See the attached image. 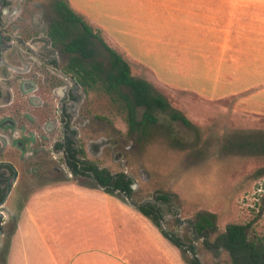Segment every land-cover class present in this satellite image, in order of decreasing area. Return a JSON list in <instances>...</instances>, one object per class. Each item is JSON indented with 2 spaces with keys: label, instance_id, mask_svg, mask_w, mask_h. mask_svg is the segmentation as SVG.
<instances>
[{
  "label": "rangeland",
  "instance_id": "rangeland-1",
  "mask_svg": "<svg viewBox=\"0 0 264 264\" xmlns=\"http://www.w3.org/2000/svg\"><path fill=\"white\" fill-rule=\"evenodd\" d=\"M94 1L92 4L80 0L75 9L85 12L87 7V16L95 24H119L114 16L123 17V12L125 24L135 23L129 22L128 9L124 6L127 0ZM142 2L137 8L138 15L144 19L146 7ZM152 16V20L158 18L155 14ZM255 18L253 16L248 24H254ZM100 52L101 61L106 65L107 53L104 49ZM133 73L139 77L138 71ZM257 91L253 89L243 95L209 101L169 89L163 96L170 108L164 112L155 111L156 123L136 133L128 131L121 97L104 90L99 92L105 134H110L113 125L118 128L123 155L120 163L105 159L104 164L111 171L120 170L137 183L132 192L136 203L149 200L157 193L167 196L169 205L163 208L166 213L163 227L181 238L185 245L192 244L201 264H232L226 251L212 245L228 225L254 220L248 239L256 243L264 240V93ZM141 114L142 110L138 109L137 118ZM175 114L184 116L188 124L173 119ZM114 195L125 201L121 195ZM44 197L36 205L40 204L53 218L57 215L60 218L47 222L46 228L51 232L48 240L55 244L53 238H66L68 243L65 250L57 246L56 252L51 248L59 257V251L63 254L61 264L81 261L88 246L81 244L80 233L88 232L89 240L98 242L100 237H93L97 229H103V243L112 251L110 235L114 233L118 250L115 248L111 254L115 264H187L191 257L188 253L182 254L149 218L139 217L119 200L118 207L110 204L109 218L106 211L109 206L103 207L101 201L82 203L70 193H46ZM65 197L75 204L71 214L81 209L80 205L76 206L77 202L85 206L84 213L82 210V214H86L84 220L75 222L76 218L69 217L68 222H64L67 212L57 207L53 209L54 204ZM100 208L102 214L97 220L92 214ZM200 214H212L215 219L214 231H208L204 239L207 244L191 231V222Z\"/></svg>",
  "mask_w": 264,
  "mask_h": 264
},
{
  "label": "flooded vegetation",
  "instance_id": "flooded-vegetation-1",
  "mask_svg": "<svg viewBox=\"0 0 264 264\" xmlns=\"http://www.w3.org/2000/svg\"><path fill=\"white\" fill-rule=\"evenodd\" d=\"M68 9L74 11L69 0H0V264L24 205L63 185L110 189L124 198L127 184L133 208L158 216L164 229L168 198L157 193L136 203L137 183L104 164L120 163L123 155L118 128L105 134L103 39L97 28L70 24Z\"/></svg>",
  "mask_w": 264,
  "mask_h": 264
},
{
  "label": "crops",
  "instance_id": "crops-1",
  "mask_svg": "<svg viewBox=\"0 0 264 264\" xmlns=\"http://www.w3.org/2000/svg\"><path fill=\"white\" fill-rule=\"evenodd\" d=\"M69 1L74 12L90 27L97 28L104 43L127 62L132 76L133 71H138L139 77H134L145 80L162 95L170 89L217 101L253 89L258 94L264 93V0H127L124 6L133 24H125L124 12L123 17L114 16L119 24H95L87 16V7L85 12L75 9L80 0ZM139 2H145L144 19L138 15ZM152 14L158 18L152 20ZM253 16L256 17L254 24H248ZM46 193L74 194L82 203L101 201L103 207L109 206L106 209L109 218L110 204L118 207L119 200L139 217L146 218L128 202L96 189L69 184L47 190L24 205L18 229L5 243L6 264H61L63 261L61 251L59 257L52 249L58 252V247L66 248V238H53L55 244H52L48 240L50 229L46 228L47 222L60 219L59 215L53 218L40 204L36 205ZM67 199L54 204L53 209L67 212L64 222L69 217L76 218L75 222L84 220L85 206L77 202L76 206L80 205L81 209L71 214L75 204ZM101 214L100 208L92 215L99 220ZM94 233L95 239L100 237L98 242L89 240L88 232L80 233L81 244L88 247L82 260L73 264H115L111 254L115 248L118 250L114 233L110 235L113 251L103 243V229Z\"/></svg>",
  "mask_w": 264,
  "mask_h": 264
},
{
  "label": "trees",
  "instance_id": "trees-1",
  "mask_svg": "<svg viewBox=\"0 0 264 264\" xmlns=\"http://www.w3.org/2000/svg\"><path fill=\"white\" fill-rule=\"evenodd\" d=\"M67 11L70 24H87L71 9ZM88 35L89 37L95 36L90 28H88ZM101 44L107 53L108 62L103 67L104 89L107 93L112 94L114 90L120 87L119 96L124 102L128 131L130 133L144 132L149 126L156 123L157 119L154 112L168 110L170 108L169 104L165 97L156 92L148 82L132 76L129 65L120 55L109 48L103 41H101ZM95 52L92 41L89 39L87 42V57L89 60L93 59ZM123 88L125 91L121 90ZM138 109L142 110L140 118H137ZM172 118L188 124V121L182 115L175 114ZM121 190L130 197L131 190L127 184ZM105 191L112 194L110 189ZM166 197L163 194L159 199L165 200ZM140 212L148 217L158 227L161 234L175 245L182 254L193 255V257L189 258L187 264H201L192 244L185 245L173 233L164 230L160 225L158 216L151 214L146 208L141 207ZM214 220L212 214L197 215L195 221L192 222L194 232L198 236L206 238L207 232H213L215 229ZM253 223L254 220L246 224L228 225L225 232L217 236L212 244L213 247L226 251L232 264H264V240L256 243L248 239V231ZM203 243L207 244L205 240Z\"/></svg>",
  "mask_w": 264,
  "mask_h": 264
},
{
  "label": "water",
  "instance_id": "water-1",
  "mask_svg": "<svg viewBox=\"0 0 264 264\" xmlns=\"http://www.w3.org/2000/svg\"><path fill=\"white\" fill-rule=\"evenodd\" d=\"M122 195H123L124 198L127 200V202L129 203L130 206H132V207H137V205H134V204L130 201V199H129L128 196H126V195H124V194H122ZM190 256L193 257L192 254H190Z\"/></svg>",
  "mask_w": 264,
  "mask_h": 264
}]
</instances>
